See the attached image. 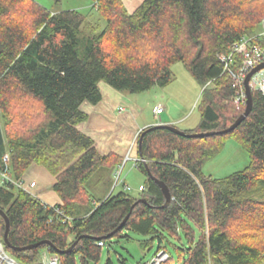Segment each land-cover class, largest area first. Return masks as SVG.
<instances>
[{"label":"trees","instance_id":"16d2710c","mask_svg":"<svg viewBox=\"0 0 264 264\" xmlns=\"http://www.w3.org/2000/svg\"><path fill=\"white\" fill-rule=\"evenodd\" d=\"M90 5L104 25L88 22L76 8L51 10L36 0H0V174L16 181L36 163L55 178L52 189L60 199L53 206L43 204L0 178V209L9 219L10 244L20 248L48 240L53 245L19 251L3 244L4 251L18 264H36L45 251L56 254L60 264L77 259L89 264L100 257L99 241L128 239L127 231L151 235L140 242L143 249L154 237L180 240L181 232L187 241L178 249L186 253L181 264L262 262V93L251 91L249 114L227 133L188 137L165 127L139 130L142 161L136 168L145 180L138 197L127 189L92 197L86 184L94 172L104 164L117 166L122 158L100 154L79 125L88 118L82 104L102 100L99 81L129 93L164 87L174 81L171 66L177 62L202 88L199 121L180 130L218 131L232 124L245 106L233 102L236 88L219 57L256 30L264 0H139L132 11L122 0H90ZM232 58L230 68L239 71L243 52ZM33 106L38 117L32 115ZM229 139L246 151L247 165L221 178L206 175L203 165ZM135 152L140 155L138 140ZM154 178L167 186V204ZM55 208L71 220L63 221ZM4 228L0 215V241ZM79 236L71 251H62ZM169 259L161 264H174ZM105 264L113 263L107 259Z\"/></svg>","mask_w":264,"mask_h":264},{"label":"rangeland","instance_id":"374dc122","mask_svg":"<svg viewBox=\"0 0 264 264\" xmlns=\"http://www.w3.org/2000/svg\"><path fill=\"white\" fill-rule=\"evenodd\" d=\"M36 1L51 10L72 8L82 10L87 14L88 22H98L101 26L104 25V21L98 18L97 12L95 10H90V0ZM122 1L127 10L134 7L137 2V0ZM263 20L264 17L258 22L256 29L260 27ZM171 70L175 79L169 85L164 87L154 86L151 89L139 93L118 91L110 85H106L103 81L98 82V86L105 99L113 100L114 103H122L118 97L121 94H126V96L135 102V105L133 112L129 111V108H125L121 105L116 106L114 109L116 117H113L111 120L112 123L107 126L106 129L109 130L105 134H102L104 138H110L109 142L110 145L114 144L113 147H116L118 143H122L125 139H127V143L123 155H119L110 149L106 152H100L97 148L98 152L102 155L111 153L119 155L122 158V162L114 167L113 165L109 166V164L101 165V167L94 172L86 184V187L93 198H102L104 195L109 196L111 193L114 194L120 190H124V184L128 186V189L125 190L127 193L134 197L140 195L138 185L144 183L145 177L135 166H133L134 161L132 159H124V156L130 148L133 153L137 148L139 125H142L143 123H146L147 125L156 124L158 123L159 116L161 119L166 117H183L184 121H178L176 127H178V129L186 130L188 127H195L199 121L198 100L202 88L193 79L191 74L188 73L189 71L182 63L177 62L172 64ZM158 106H162V113L156 115L155 108ZM81 107L84 111L88 112L90 108H94V105L83 103ZM26 113H30L29 109L26 110ZM91 113L93 114L94 110H92ZM32 115L35 117L40 115L36 111L35 106H33ZM89 136L93 138L91 135ZM95 139L93 138L94 146L97 147V145H95ZM131 157L134 156L131 155ZM139 157L142 159L140 155ZM246 163H248V155L246 151L234 140L229 139L226 141L224 149L213 159L206 162L203 165L202 170L206 175H211L214 178H221L243 169L247 165ZM32 166L43 168L55 181V178L44 167L36 163L30 165L22 177ZM30 190L33 191L31 188ZM126 235H128V239L124 237H112L101 249L98 261L90 262L89 264H105L107 259H110L113 264H141L150 260L159 247L167 251L170 257L169 260L174 264H181L183 259L186 258V253L183 252L184 255H180L178 251V249H184L185 246H187L186 238L181 232L178 234L180 240L175 237L164 235V238L159 242L158 239L154 237L151 241V246L147 249H143L140 242L149 240L151 235H141L132 231H127ZM195 238H198L197 232ZM0 244V264H11L10 260L12 257L4 251L1 241ZM76 264H81L78 259Z\"/></svg>","mask_w":264,"mask_h":264},{"label":"built area","instance_id":"2783aa9c","mask_svg":"<svg viewBox=\"0 0 264 264\" xmlns=\"http://www.w3.org/2000/svg\"><path fill=\"white\" fill-rule=\"evenodd\" d=\"M235 52H243V61L242 65L240 67L239 71H233L230 68V64L233 63V54ZM222 62L224 63V71L228 72V76L233 81V86L236 88V93L233 98V102L239 106L244 105L246 103V94H245V88H244V78L246 74L253 69L256 65L264 62V20L262 21L260 27L256 29L254 32L242 36L238 41L234 42L231 47V52L227 55H221L219 57ZM249 85V88L251 91H257L264 95V67L254 72L247 83ZM162 112V106H158L155 108L156 115H159ZM133 155L134 157H131ZM125 160H133L134 165L136 167V164L142 159L139 157V155L133 154V151L131 148L127 151L126 155L124 156ZM4 160H8V155L4 156ZM0 178L2 181L7 180L14 183L19 188H22L23 190L31 193L32 195L37 196L36 193L30 190L33 189L35 186V182H26L23 179L19 180H12L7 173L2 172L0 174ZM118 178V176H117ZM124 189H128V186L124 184ZM139 190H142L143 187L140 185L138 187ZM40 199V198H39ZM40 201L43 204L50 205L45 202V200ZM53 206V205H51ZM55 212L58 216L63 217V221H69L71 220V217L64 214V212L58 208H55ZM99 247L105 246V243L103 241L98 242ZM1 247V244H0ZM169 257L167 251L163 248H160L157 250V252L152 256V258L148 261H145L141 264H161L167 258ZM36 264H60L59 257L56 254H50L47 251L43 252L41 255V259ZM258 264H264V260Z\"/></svg>","mask_w":264,"mask_h":264},{"label":"crops","instance_id":"0c3cea01","mask_svg":"<svg viewBox=\"0 0 264 264\" xmlns=\"http://www.w3.org/2000/svg\"><path fill=\"white\" fill-rule=\"evenodd\" d=\"M138 3L139 1L137 0L135 6L130 8L129 11H132ZM118 98L122 103H114L113 100H107L103 97L100 102L94 105V108H90L88 112L86 111L89 117L85 122L80 124L79 128L85 133L91 135L94 139L96 138L95 145H97L96 148H98L100 152H106L110 149L115 151L119 155H123L126 148L125 146L127 143V139H125L122 143H118L116 147H113L114 144L110 145V138H104L102 135L109 130H107L106 128L109 124L112 123V118L116 117L114 113V109L116 106L121 105L125 108H129V111H134L133 108L135 102L132 101L128 96H126V94H121ZM92 110H94L93 114L91 113ZM178 121H184V118L166 117L164 119H161L160 116L158 117V123H167L175 126ZM146 126L149 125L143 123L142 125H139L138 128L140 130L142 128H145ZM133 154H136V152L134 151ZM23 179L26 182L34 181L36 183V187L34 186L33 192L36 193L41 200H45V202L50 205L60 203L59 197L52 189L54 179L43 168L32 166L29 171L25 173ZM140 185L142 186V184L140 183L138 187Z\"/></svg>","mask_w":264,"mask_h":264},{"label":"water","instance_id":"95a60500","mask_svg":"<svg viewBox=\"0 0 264 264\" xmlns=\"http://www.w3.org/2000/svg\"><path fill=\"white\" fill-rule=\"evenodd\" d=\"M264 67V62L256 65L255 67H253V69H251L245 76L244 78V81L242 84H244V88H245V94H246V103H245V107H244V110L243 112L234 120V122L230 125H228L227 127L223 128V129H220L218 131H206V132H192V133H185L183 132L182 130L176 128L175 126L171 125V124H167V123H156V124H153V125H150L148 126V128H153V127H165L177 134H180V135H186L188 137H202V136H209V135H213V134H223V133H227L231 130H233L250 112L251 110V107H252V96H251V90L249 88V85L247 84L248 81H249V78L250 76L256 72L257 70L261 69ZM146 128V130L148 129ZM145 130V131H146ZM141 137H142V134L139 136L138 138V150H139V154H140V145H141ZM141 156V154H140ZM147 173L150 175L148 169H147ZM155 182L160 186L162 192L164 193V196H165V203L167 204L171 197H170V193H169V190L167 188V186L165 185V183H163L162 181L160 180H157L155 179ZM138 201L140 202H146V199L145 198H140ZM134 205V204H133ZM0 215L2 216V218L4 219V222H5V228H4V232H3V237H2V243L5 244L6 246H9V247H12L14 249H17V250H24V249H30L32 247H37L41 244H47L48 246H53L52 243L48 240H40L36 243H33V244H29V245H26V246H23V247H15V246H12L8 240V231H9V219L7 217V215L4 213L3 210L0 209ZM128 217V215L124 218L123 222L126 220V218ZM122 222V223H123ZM122 225V224H121ZM115 231V230H114ZM114 231L111 233L113 234ZM109 234V235H111ZM83 236H79L78 238H76L72 244L66 248L65 250H62L63 252H68V251H71V249L73 248V246L77 243V241ZM13 263L17 264L13 259L11 260Z\"/></svg>","mask_w":264,"mask_h":264},{"label":"bare ground","instance_id":"6f19581e","mask_svg":"<svg viewBox=\"0 0 264 264\" xmlns=\"http://www.w3.org/2000/svg\"><path fill=\"white\" fill-rule=\"evenodd\" d=\"M150 126V125H149ZM146 127H148V126H146ZM143 129V128H142ZM141 130V129H140ZM1 243H2V241H1ZM3 244V243H2ZM11 260H12V258H11ZM10 260V263L12 264L13 262ZM18 264V263H17Z\"/></svg>","mask_w":264,"mask_h":264}]
</instances>
